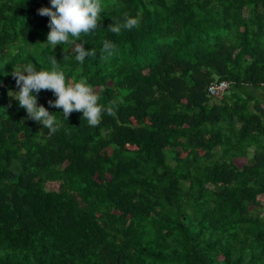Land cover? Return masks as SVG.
Masks as SVG:
<instances>
[{"label":"trees","instance_id":"1","mask_svg":"<svg viewBox=\"0 0 264 264\" xmlns=\"http://www.w3.org/2000/svg\"><path fill=\"white\" fill-rule=\"evenodd\" d=\"M103 5L81 64L46 44L50 0H0V264H264V0ZM53 58L115 115L66 120L41 90L63 126L29 119L12 72Z\"/></svg>","mask_w":264,"mask_h":264},{"label":"clouds","instance_id":"2","mask_svg":"<svg viewBox=\"0 0 264 264\" xmlns=\"http://www.w3.org/2000/svg\"><path fill=\"white\" fill-rule=\"evenodd\" d=\"M50 4L51 7L38 9L40 15L50 17L46 44L51 45L53 49L56 45H74L75 60L81 64L86 57H94L96 51L86 49V41H76L80 39L81 34H90L101 27V13L105 11L103 0H50ZM138 26L139 19L125 13L123 22L113 21L108 30L119 34L122 30L130 31ZM114 49L115 45L105 40L101 52L112 55ZM59 65L56 58H53L50 70L37 71L32 64L14 67L12 76L19 91H9L8 95L26 110L29 119L42 124L49 130L50 135L63 126L54 113L49 112L43 105H38L37 94L41 90L53 92L56 99L49 100L48 104L61 108L66 120L72 112H82V118L87 120L89 126H98L105 112L115 115L112 104L105 107L99 103V94L85 78L68 82Z\"/></svg>","mask_w":264,"mask_h":264},{"label":"built area","instance_id":"3","mask_svg":"<svg viewBox=\"0 0 264 264\" xmlns=\"http://www.w3.org/2000/svg\"><path fill=\"white\" fill-rule=\"evenodd\" d=\"M230 89V83L227 81L214 82L208 88V93L212 98L221 99Z\"/></svg>","mask_w":264,"mask_h":264},{"label":"rangeland","instance_id":"4","mask_svg":"<svg viewBox=\"0 0 264 264\" xmlns=\"http://www.w3.org/2000/svg\"><path fill=\"white\" fill-rule=\"evenodd\" d=\"M251 91H252V93H253L254 96H260V95H261V92L258 91V90H253V89H251ZM262 106L264 107V101H263V103H262Z\"/></svg>","mask_w":264,"mask_h":264}]
</instances>
